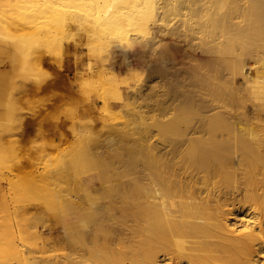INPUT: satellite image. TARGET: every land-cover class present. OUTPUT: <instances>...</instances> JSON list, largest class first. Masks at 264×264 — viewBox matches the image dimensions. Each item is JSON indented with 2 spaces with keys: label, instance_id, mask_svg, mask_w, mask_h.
Masks as SVG:
<instances>
[{
  "label": "bare ground",
  "instance_id": "bare-ground-1",
  "mask_svg": "<svg viewBox=\"0 0 264 264\" xmlns=\"http://www.w3.org/2000/svg\"><path fill=\"white\" fill-rule=\"evenodd\" d=\"M62 2L78 11L90 5L100 8L101 13L83 25L87 45L97 52L105 50L108 37L122 39L126 28L161 39L162 23L167 20L172 22L174 39L193 43L195 35L201 34L196 43L200 53L188 55L196 61L190 71L182 67L165 70L177 83L187 76L200 81L198 102L190 88L182 100L185 106L178 120L185 123L145 129L144 140L142 137L140 143L132 141L125 147L127 187L108 201L110 208H100L97 197L89 192L100 178L83 179L82 194L76 197L81 212L89 210L103 222L106 210L113 211L111 207L120 199L121 211L133 217L128 243L122 246L129 249L124 264H264V0ZM46 4V0H11V6L5 4L11 7L10 15H6L5 6L7 11L0 10V57L10 68L0 69V127L12 122L10 98L16 79L40 80L37 53L60 51L56 35L64 32L69 12L53 14L55 10ZM126 7H130V15L121 19ZM11 27L23 32H13ZM170 54H164L163 63ZM250 57L256 64L248 69ZM224 72L229 73V79ZM237 76L240 82L232 80ZM3 93L6 101L1 100ZM233 102L243 104L244 109L233 110ZM208 110L215 111L206 114ZM114 149L108 143L103 152L109 155ZM66 202L73 203L72 199ZM10 226L11 232L0 228L8 232L3 238L11 233L13 241L19 227ZM98 229L83 226L81 237L85 241L87 234L96 235ZM7 246L9 243L5 250L12 253L15 248ZM3 251L0 254H5Z\"/></svg>",
  "mask_w": 264,
  "mask_h": 264
},
{
  "label": "rangeland",
  "instance_id": "rangeland-1",
  "mask_svg": "<svg viewBox=\"0 0 264 264\" xmlns=\"http://www.w3.org/2000/svg\"><path fill=\"white\" fill-rule=\"evenodd\" d=\"M8 1L11 3L0 0V10L7 11L11 6ZM46 1V7L55 10L53 14H69L64 32L56 35L60 51L37 53L40 80L16 79L10 98L12 122L0 127V217L5 218H0V227H6L8 232L11 224L19 227V235L15 239L12 235L13 241L11 233L10 239L4 237L10 240L6 241L9 246L18 250L13 249L12 253L5 250L7 243L2 234L6 232L0 228V252L4 249L5 253L0 254V264H25L27 260V264H124L129 249L122 246L128 243L133 217L121 211L122 203L117 199L119 204L116 205L117 200L111 201L115 208L111 207L113 211L108 213L106 210V216H102L106 219L98 222L100 216L89 210L81 212L76 197L82 194L83 179L99 177L89 192L91 197H97L100 208H110L108 201L127 187L125 147L132 141L140 143L142 137L144 140L143 131L147 129L154 131L161 126L185 123L178 120L185 106L182 100L190 88L198 102L200 81L187 76L177 83L165 70L182 67L190 71L196 61L188 55L200 53L196 43L201 34L195 35L193 43L174 39L172 22L167 20L162 23L161 39L126 28L122 39L108 37L105 50L97 52L87 45L83 25L98 16L100 8L90 5L78 11L64 6L62 0ZM9 9L6 15L11 14ZM122 12L124 19L130 15V7ZM15 29L11 31L23 32L21 28ZM165 53L174 58L170 54L167 63H163ZM0 61V69L8 71L6 59L0 57ZM255 64L250 57L246 66L249 69ZM224 74L230 78L228 72ZM232 80L240 82V77ZM6 98L3 93L1 100ZM247 103L254 105L250 100ZM231 108L242 111L244 105L233 102ZM214 111L208 110L206 114ZM108 143L116 154L103 152ZM67 199L73 203L67 204ZM111 213L116 219L109 216ZM4 220L9 222L8 226ZM83 226L90 230L97 226L100 230L96 235L87 234L84 241Z\"/></svg>",
  "mask_w": 264,
  "mask_h": 264
}]
</instances>
